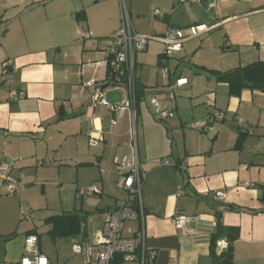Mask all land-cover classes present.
<instances>
[{
  "label": "crops",
  "instance_id": "0c3cea01",
  "mask_svg": "<svg viewBox=\"0 0 264 264\" xmlns=\"http://www.w3.org/2000/svg\"><path fill=\"white\" fill-rule=\"evenodd\" d=\"M124 4L139 34L162 42L169 30H183V51L173 56L203 71L178 78L162 73L172 88L150 87L136 75L144 60L138 53L135 75L146 91L135 101V123L130 110L119 117L103 106L92 108L98 92L111 103L130 94L126 81L100 66L110 37L122 27ZM159 61L166 68L172 63L160 56ZM6 62L14 73L0 87V159L15 162L19 187L8 195L0 178V264H19L30 235L37 236L49 264H86L73 255V244L99 240L110 214L128 200L114 160L133 155L134 139L144 176L135 209L144 216L125 223L121 235H143L138 256L144 252L147 264H216L211 239L222 213V224L238 229L236 240L229 237L232 264H264V93L231 96L215 75L264 63V0H210L201 6H175L173 0H0V79ZM178 80L186 84L174 87ZM171 89L182 94L174 105ZM12 91L25 97L11 99ZM148 93L153 96L147 105ZM154 98L177 118L159 122L144 108ZM217 112L225 119L215 118ZM208 116L211 128L192 127ZM69 183L75 200L81 188L100 191L96 200L85 197L87 209L77 210L65 196ZM113 184L117 190L111 192ZM52 187L59 189L56 206L48 198ZM177 212L196 218L195 224L177 230ZM69 213L85 218L81 234H51L46 220ZM111 264L141 263L116 255Z\"/></svg>",
  "mask_w": 264,
  "mask_h": 264
},
{
  "label": "built area",
  "instance_id": "2783aa9c",
  "mask_svg": "<svg viewBox=\"0 0 264 264\" xmlns=\"http://www.w3.org/2000/svg\"><path fill=\"white\" fill-rule=\"evenodd\" d=\"M210 0H173L175 6L177 5H196L201 6ZM155 16H162L161 12L156 11ZM212 29V28H211ZM110 46L105 51V60L100 66L108 68L114 75L125 73L127 76L126 83L129 88V96H125L121 103H111L107 100L106 96L98 92L92 98V108L103 106L116 114L123 117L125 111L132 112V119L136 121L135 104V64L134 58L138 53L146 52L150 41L159 40L157 37H147L135 32L132 27L129 12L124 4L122 11V27L121 29L110 37ZM187 40L183 30L172 29L169 30L161 39L162 43L166 45V51L161 58L162 63L176 53L183 51V45ZM165 76L169 75V70L166 66L161 68ZM14 66L12 62L3 64L0 87L3 81H10L13 77ZM186 84V80H178L175 82L174 87H182ZM25 97L24 92L12 91L10 93L11 99H22ZM153 112L159 122H168L177 117L175 110L166 108L160 103L157 98L151 102ZM218 119H223L222 114L214 116ZM209 118L207 124L212 121ZM114 124H117L115 119ZM206 126V124H205ZM204 125L195 124L194 128L205 127ZM135 137L134 128L132 131ZM133 137V138H134ZM99 140H93V144H97ZM137 142L133 140V155L130 157L121 154L115 157V165L120 173L121 179L118 182L119 188L125 190L129 194L128 200L118 206V208L110 214L109 219L104 223L101 229V237L99 240L90 243H74L72 253L74 256H81L85 259L86 264H111L116 255H122L126 261L140 262L147 264L145 253L138 256L140 245L142 244L143 235L139 234L136 238H123L121 233L124 224L129 221H134L143 218V210L139 213L135 206L138 199L141 198V190L143 186L144 176L139 166ZM16 164L12 160L0 159V178L5 183L6 193L14 195L18 191L19 183L13 176ZM185 169V165L183 166ZM99 191L95 187L81 188L77 191L79 198L95 195ZM218 199L224 198L223 192H217ZM196 218L186 216L177 212L173 217V224L179 231H185L190 224H195ZM229 244L222 240L217 243V250L219 252L226 251ZM91 262V263H90ZM19 264H49L46 256L38 251V238L35 235H30L26 238L25 253Z\"/></svg>",
  "mask_w": 264,
  "mask_h": 264
},
{
  "label": "trees",
  "instance_id": "16d2710c",
  "mask_svg": "<svg viewBox=\"0 0 264 264\" xmlns=\"http://www.w3.org/2000/svg\"><path fill=\"white\" fill-rule=\"evenodd\" d=\"M81 15V14H80ZM77 18H80L77 16ZM163 54L160 55V59ZM219 82L226 83L229 86L231 96H239L244 90L260 91L264 93V63L258 62L248 65L243 68L235 69L227 73H215ZM116 76L120 81H126L125 73ZM136 79V75H135ZM146 88H143L138 80H135V99L137 105L143 100ZM241 138V137H240ZM240 140V139H239ZM231 211H239L236 208H227ZM217 228L215 234L211 239L212 255L216 264H232V239H237L238 229L225 227L222 224V213L217 214ZM85 218L80 217L74 213L53 216L46 220L47 224L51 226L50 233L60 238H75L82 232V224ZM227 239L229 247L226 251L219 252L217 250V243L221 239Z\"/></svg>",
  "mask_w": 264,
  "mask_h": 264
},
{
  "label": "rangeland",
  "instance_id": "374dc122",
  "mask_svg": "<svg viewBox=\"0 0 264 264\" xmlns=\"http://www.w3.org/2000/svg\"><path fill=\"white\" fill-rule=\"evenodd\" d=\"M147 28V27H146ZM145 28V29H146ZM149 37V36H147ZM104 42H108V40H104ZM166 51V45H164L162 42L160 41H150L149 42V46H148V50L146 52L143 53H139L138 55H144V60L141 62H138V71L136 72V75H140V77H143L142 80H147L150 87H154V86H163L164 83L165 88H172L171 84L169 83V80L165 81V77L162 74L160 65H159V56L164 54ZM137 56V55H136ZM169 62L172 61V63H168L167 69L169 70L170 74L173 75L172 77L176 76V78H178V76L180 75H184L186 76L187 72H191L192 74H196V73H203L201 68H197L195 65H193L190 61H188L187 59H180V58H176L174 56H170V58L168 59ZM167 61V60H166ZM168 62V61H167ZM187 77V76H186ZM170 96L173 95L174 99L170 100V103L174 105V103L176 104V100L178 101L179 99H181L182 94L179 91H175L174 93L172 92V89L169 91ZM153 96V94L148 93L146 95V103L147 105L149 104V101L151 100V97ZM170 99V98H169ZM162 105H164L162 102H160ZM208 107H212L211 103H208ZM145 109H147L149 112L152 107L149 106H144ZM177 113V112H176ZM216 114H222L224 119H225V113L224 112H217ZM178 115V114H177ZM212 116H208L207 119L206 116L205 118L201 119L198 124L200 125H207V121L209 120V118H211ZM177 118V117H176ZM173 120V119H172ZM223 120V119H222ZM222 120H218V121H222ZM213 120L212 122H210L206 128H209L211 126V124H213ZM239 122L241 123V121L239 120ZM165 123V122H163ZM195 125V124H194ZM193 127V126H192ZM188 127L184 128L187 129ZM189 128H191L189 126ZM188 128V129H189ZM211 128V127H210ZM180 134H182V131L179 132ZM139 141V140H138ZM88 172H91L90 170ZM69 177V176H68ZM74 177L73 174H71L70 178ZM70 187H65V196L66 197H70L71 202L75 201L76 205L75 208H77V210H81V209H87V201L88 200H96L95 195H93L94 197H88L89 199L87 200V198L83 199H77L75 200L74 198V189L72 188L74 185L69 183L68 184ZM100 189V188H99ZM111 192L116 191V185H112V189H109ZM100 191V190H99ZM48 194H49V201L51 202L52 205L56 206L57 204L60 203V196H59V189L58 187H52L48 190ZM56 203V204H54ZM84 203V204H83ZM74 203L70 206L73 210L74 208Z\"/></svg>",
  "mask_w": 264,
  "mask_h": 264
}]
</instances>
